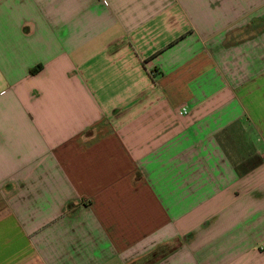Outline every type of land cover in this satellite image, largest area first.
I'll list each match as a JSON object with an SVG mask.
<instances>
[{
	"label": "crops",
	"instance_id": "crops-1",
	"mask_svg": "<svg viewBox=\"0 0 264 264\" xmlns=\"http://www.w3.org/2000/svg\"><path fill=\"white\" fill-rule=\"evenodd\" d=\"M0 264H264V0H0Z\"/></svg>",
	"mask_w": 264,
	"mask_h": 264
},
{
	"label": "built area",
	"instance_id": "built-area-1",
	"mask_svg": "<svg viewBox=\"0 0 264 264\" xmlns=\"http://www.w3.org/2000/svg\"><path fill=\"white\" fill-rule=\"evenodd\" d=\"M187 110L185 108H182L181 110L178 111L179 115L186 114Z\"/></svg>",
	"mask_w": 264,
	"mask_h": 264
}]
</instances>
